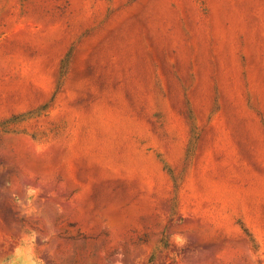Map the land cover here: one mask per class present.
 Masks as SVG:
<instances>
[{
  "label": "rangeland",
  "instance_id": "obj_1",
  "mask_svg": "<svg viewBox=\"0 0 264 264\" xmlns=\"http://www.w3.org/2000/svg\"><path fill=\"white\" fill-rule=\"evenodd\" d=\"M0 264H264V0H0Z\"/></svg>",
  "mask_w": 264,
  "mask_h": 264
}]
</instances>
